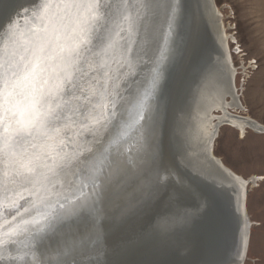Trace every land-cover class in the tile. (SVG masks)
<instances>
[{
    "label": "snow or ice",
    "instance_id": "snow-or-ice-1",
    "mask_svg": "<svg viewBox=\"0 0 264 264\" xmlns=\"http://www.w3.org/2000/svg\"><path fill=\"white\" fill-rule=\"evenodd\" d=\"M39 20L29 35L9 24L0 42V264L24 260L3 254L16 237L35 241L90 209L115 219L142 190L158 155L157 93L181 50L184 0H44ZM153 43L143 90L126 101L129 57ZM95 242L91 230L82 234L55 264Z\"/></svg>",
    "mask_w": 264,
    "mask_h": 264
},
{
    "label": "water",
    "instance_id": "water-1",
    "mask_svg": "<svg viewBox=\"0 0 264 264\" xmlns=\"http://www.w3.org/2000/svg\"><path fill=\"white\" fill-rule=\"evenodd\" d=\"M43 3L44 0H0V42L6 39L9 24L17 33L29 35L34 31L40 25ZM195 4V0H184L181 50L165 72L157 93L162 111L159 150L155 163L146 166L142 190L136 191L123 213L115 219H105L91 209L63 218L54 228L39 234L35 241L25 236L16 237L15 244L5 246V257L24 256L18 264H49V261L55 264L59 249L91 230L95 244L64 257L67 264L73 261L75 264H209V254L215 255L214 259L221 256L224 261L232 260L227 244H234L239 237L241 214L235 210L228 220L218 208L215 195L227 190L225 183H217V179L208 175L188 172L175 156L172 129L177 97H174V85L192 45V38L188 40V37H192V29H195ZM185 40L187 43H183ZM155 49V43L145 46L147 55H144L137 47L129 57L131 67L124 69L126 78L120 88L124 100L134 102L138 92L143 90L151 67L148 60L154 58ZM88 139L91 141V137ZM95 146L94 143L87 145ZM216 237L223 243L221 250L212 247Z\"/></svg>",
    "mask_w": 264,
    "mask_h": 264
},
{
    "label": "bare ground",
    "instance_id": "bare-ground-1",
    "mask_svg": "<svg viewBox=\"0 0 264 264\" xmlns=\"http://www.w3.org/2000/svg\"><path fill=\"white\" fill-rule=\"evenodd\" d=\"M195 3L197 13L193 20L192 45L174 85V97H177L175 104L173 101L176 116L172 129L175 156L188 172L208 175V178L217 179V183H225L227 190L215 195L224 218L231 219L235 210L241 214L239 237L234 244H227L232 260L224 261L221 256L214 259L215 255L209 254L207 258L212 260L207 261L209 264H244L253 224L247 215L246 196L248 187L256 184L260 177L244 179L235 174L214 155V143L223 125H230L244 134L246 129L264 133V124L238 113L243 106L234 86L235 72L227 49V36H224L214 0H195ZM222 244L216 237L211 246L221 250Z\"/></svg>",
    "mask_w": 264,
    "mask_h": 264
},
{
    "label": "rangeland",
    "instance_id": "rangeland-1",
    "mask_svg": "<svg viewBox=\"0 0 264 264\" xmlns=\"http://www.w3.org/2000/svg\"><path fill=\"white\" fill-rule=\"evenodd\" d=\"M234 69V86L243 110L264 124V0H214ZM226 100H229L227 98ZM219 114V112L217 113ZM214 155L238 176L260 177L248 187L246 211L253 224L244 264H264V133L219 128Z\"/></svg>",
    "mask_w": 264,
    "mask_h": 264
}]
</instances>
